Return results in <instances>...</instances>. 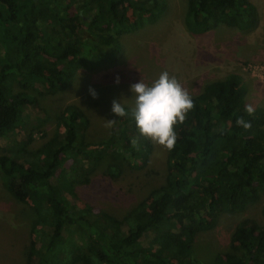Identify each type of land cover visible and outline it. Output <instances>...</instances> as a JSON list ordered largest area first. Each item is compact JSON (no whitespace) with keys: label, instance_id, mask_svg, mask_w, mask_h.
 I'll return each mask as SVG.
<instances>
[{"label":"trees","instance_id":"1","mask_svg":"<svg viewBox=\"0 0 264 264\" xmlns=\"http://www.w3.org/2000/svg\"><path fill=\"white\" fill-rule=\"evenodd\" d=\"M186 1L184 23L193 34L258 23L251 0ZM165 9L166 0H0V177L3 191L35 215L24 264H264V225L252 217L234 225L226 249L208 263L194 256L200 232L264 194V110L245 111L236 75L208 80L191 95L192 109L174 125V147H163L161 169L149 168L154 143L126 105L108 137L90 141L89 118L68 104L51 136L30 147L43 127L34 92L65 91L79 70L115 61L119 39ZM241 117L249 128L236 124ZM122 165L152 185L135 206L113 215L81 189L98 168L117 180ZM260 213L264 219V203Z\"/></svg>","mask_w":264,"mask_h":264},{"label":"rangeland","instance_id":"2","mask_svg":"<svg viewBox=\"0 0 264 264\" xmlns=\"http://www.w3.org/2000/svg\"><path fill=\"white\" fill-rule=\"evenodd\" d=\"M251 1L258 13V23L251 30L218 26L193 34L184 23L187 1L166 0V9L157 21L119 39L121 50L115 61L91 70H79L65 91L53 95L34 92L39 96L41 108L36 123L43 127L33 131L30 147L40 146L51 136L60 110L68 104L79 106L89 118L88 140H104L115 117L112 102L134 109V95L129 86L139 80L151 84L165 71L175 77L190 96L198 93L208 80L236 75L245 88L246 105L260 106L264 110V0ZM3 50L1 47L0 58ZM153 143L154 152L148 166L161 169L165 150ZM122 167L124 173L117 180L102 176V169L98 168L91 175L89 185L81 189L89 200L113 215L123 214L135 206L152 185V180L141 171L127 165ZM1 180L0 177V264H24V242L35 215L32 209L22 207L3 191ZM263 203L262 193L259 200L246 209L223 213L213 229L197 235L195 259L208 263L211 255L224 251L234 225L244 217H252L264 225L260 213Z\"/></svg>","mask_w":264,"mask_h":264},{"label":"clouds","instance_id":"3","mask_svg":"<svg viewBox=\"0 0 264 264\" xmlns=\"http://www.w3.org/2000/svg\"><path fill=\"white\" fill-rule=\"evenodd\" d=\"M130 91L134 95L133 119L141 135L171 150L176 141L174 125L182 122L185 114L192 109L193 100L175 77L168 72H161L151 84L139 80L131 84ZM95 97V92L89 90ZM111 111L117 117L127 114L121 102H112ZM249 115L253 112L250 106H245ZM111 122V119H109ZM236 124L247 129L250 123L242 117L236 119Z\"/></svg>","mask_w":264,"mask_h":264}]
</instances>
